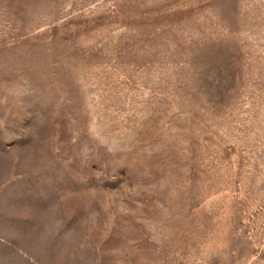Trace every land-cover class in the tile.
Masks as SVG:
<instances>
[{
	"label": "rangeland",
	"instance_id": "374dc122",
	"mask_svg": "<svg viewBox=\"0 0 264 264\" xmlns=\"http://www.w3.org/2000/svg\"><path fill=\"white\" fill-rule=\"evenodd\" d=\"M0 264H264V0H0Z\"/></svg>",
	"mask_w": 264,
	"mask_h": 264
}]
</instances>
